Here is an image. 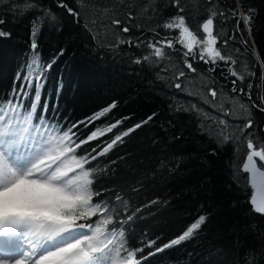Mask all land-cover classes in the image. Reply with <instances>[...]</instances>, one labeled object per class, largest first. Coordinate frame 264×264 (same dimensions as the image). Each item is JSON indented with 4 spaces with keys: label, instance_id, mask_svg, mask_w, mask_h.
Wrapping results in <instances>:
<instances>
[{
    "label": "trees",
    "instance_id": "1",
    "mask_svg": "<svg viewBox=\"0 0 264 264\" xmlns=\"http://www.w3.org/2000/svg\"><path fill=\"white\" fill-rule=\"evenodd\" d=\"M24 2L0 4V17L5 21L0 29L11 33L0 38V102L13 98V88H20L35 54L44 77L36 117L47 102L45 118L58 123L62 130L78 124L74 129L78 140L97 128L121 121L110 133L84 144L77 155L92 153L94 148L99 152L110 138L153 117L88 165L94 169L92 188L100 192L95 199L107 200L110 207H116L115 197L119 195V210L126 207L127 215L132 216L122 226L128 247L139 248L154 240L152 248L145 247L143 253H138V257L147 255L203 215L205 223L191 238L148 257L144 264H264V215L252 210L248 203L251 189L234 177L246 154L239 128L246 123L250 110L253 129L248 132L253 133L255 143H264V113L252 108L246 95L231 91V81L236 78L230 76L223 62L211 72L210 65L192 61L197 72L190 73L178 51L165 49L168 56L162 61L152 55L147 41L159 37L149 29L176 14L171 0H83L86 7L82 9L75 0H64L81 12L79 23L57 6V0H35L38 6L57 15L55 22L43 19L35 37V53L31 49L32 22L42 12L10 10L13 4L23 6ZM180 3L190 27L203 35L199 26L210 11L207 0ZM212 8L225 13L251 11L250 33L243 22L237 29L231 15H217L215 19L221 42L235 36L221 50L233 56L236 70L245 76L242 84L237 81V89L243 87L247 92L252 83V98L258 103V97L264 95V69L257 64V57L264 61V0H212ZM94 16L97 23L93 25ZM101 16L105 18L99 19ZM109 18L121 20L120 27L127 25L130 31L122 33L115 26L101 28L110 25ZM86 21L93 33H101L96 39L84 27ZM156 31L161 36L176 35L163 28ZM126 38L131 39V46L115 43ZM145 55L149 61L143 60ZM53 59L51 69H46ZM137 59L141 63H136ZM180 70L186 72L184 91L172 86L174 74ZM250 71L255 76H249ZM18 73L20 80L16 79ZM209 88L217 90L215 108L204 102L212 100ZM34 92L35 83L24 101L25 108ZM112 104L115 108L89 122ZM192 104L209 116L192 111ZM225 111L229 115L224 116ZM219 119L228 122L227 132L235 135V140L222 139Z\"/></svg>",
    "mask_w": 264,
    "mask_h": 264
},
{
    "label": "snow or ice",
    "instance_id": "2",
    "mask_svg": "<svg viewBox=\"0 0 264 264\" xmlns=\"http://www.w3.org/2000/svg\"><path fill=\"white\" fill-rule=\"evenodd\" d=\"M9 2L10 0H0V4ZM171 2L176 14L167 21L158 23L156 28H163L166 32L171 30L176 35L161 36L156 28H150L154 37H159L147 41V47L151 49L152 55L162 61L168 56L165 49L178 51L183 57L184 68L190 73L197 72L192 61L199 60L210 65L208 71L211 72H215L220 62H223V65L228 66L230 76L236 78L231 81L233 85L231 91L234 93L239 91L240 95H246L251 107L264 113V95L258 97L257 103L252 98V83L248 84L247 92L243 87L237 89V81L242 84L245 76L236 70V60L233 56L221 50L222 47L226 48L229 39H235V36L221 42L216 28L217 15L225 17L231 15L236 19L237 29L243 22L250 33L251 11L218 12L212 8V0H207L210 11L199 26L203 34L200 35L190 27L180 0H171ZM75 3L80 9L86 7L83 0H75ZM57 6L65 9L77 23L80 22V11L70 7L64 0H57ZM17 9L21 13L32 10L42 12V15L37 16L32 22L31 49L35 53L38 47L35 37L42 27L43 19L47 17L55 22L57 15L51 9L38 6L35 0H25L23 6L13 4L10 10ZM104 18V16L99 17L101 20ZM128 18L130 20L133 18L131 13L128 14ZM109 19L110 25H101V28L115 26L122 33L130 31L127 25L120 27L121 20ZM4 22L3 17H0V24ZM96 23L97 17L94 16L91 24ZM84 27L93 34V39L101 34L99 31L93 33L87 21ZM10 35V32L0 29V38ZM115 43H127L131 46L132 41L126 38L119 39ZM244 43L247 44V41ZM177 44L180 45L179 49ZM136 46L139 47V43ZM236 51L238 52L239 49ZM60 54L62 55L63 52L61 51ZM143 60L149 61L150 57L145 55ZM135 62L141 63V60L137 59ZM52 63H55V59L46 65V69L50 70ZM257 64L264 69V61H260L259 57ZM248 75L255 76V72L250 71ZM184 78H186L184 70L175 73V82L172 86L184 91ZM261 78L264 79V72ZM16 79H21L19 73ZM43 80L39 56L34 54L20 88H13V98L0 102V264H144L148 257L180 245L202 227L206 221L203 215L176 238L155 247L147 255L138 257V253H143L145 247L152 248L155 241H148L139 248L128 247L122 226L130 221L132 216L127 215L126 207L119 210L121 202L119 195L115 197L116 207H110L107 200L95 199L100 196V192L92 188L95 183L94 169L89 168L88 165L107 154L123 137L142 127L153 117L150 116L142 123L110 138L99 152L95 148L92 149L94 155L92 153L77 155V151L84 144L110 133L121 121L106 128H97L85 139L78 140L74 131L78 124L62 130L58 123L45 118L47 102L41 109V115L36 117ZM33 83H35V92L28 107L25 108L24 101L32 92ZM188 94L193 95V93ZM208 95L212 100L205 99L204 102L215 108L213 101L217 97V90L209 88ZM112 108H115V104L89 118V122L100 119ZM191 110L205 118L209 116L196 104H192ZM223 115L227 116L229 113L225 111ZM213 119L216 122L215 118ZM218 123L223 126L220 134L225 142L236 139L235 135L227 132L228 122L225 119H219ZM248 129H253L250 110L246 123L239 128L240 135L246 142V154L245 159L235 170L234 177L237 183L242 182L245 187L251 189L248 203L252 210L264 215V143L259 145L255 143L253 133L248 132ZM245 133L247 135H244ZM117 223L121 225L120 228L109 227Z\"/></svg>",
    "mask_w": 264,
    "mask_h": 264
},
{
    "label": "flooded vegetation",
    "instance_id": "3",
    "mask_svg": "<svg viewBox=\"0 0 264 264\" xmlns=\"http://www.w3.org/2000/svg\"><path fill=\"white\" fill-rule=\"evenodd\" d=\"M177 45H179V44H177ZM180 46V45H179Z\"/></svg>",
    "mask_w": 264,
    "mask_h": 264
}]
</instances>
